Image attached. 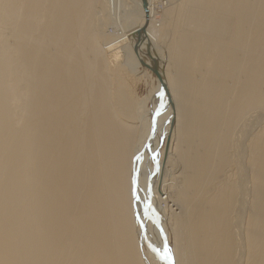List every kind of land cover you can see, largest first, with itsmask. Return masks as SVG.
I'll list each match as a JSON object with an SVG mask.
<instances>
[{"label":"bare ground","instance_id":"bare-ground-1","mask_svg":"<svg viewBox=\"0 0 264 264\" xmlns=\"http://www.w3.org/2000/svg\"><path fill=\"white\" fill-rule=\"evenodd\" d=\"M147 3L170 104L140 0H0V264H264V0Z\"/></svg>","mask_w":264,"mask_h":264},{"label":"water","instance_id":"water-1","mask_svg":"<svg viewBox=\"0 0 264 264\" xmlns=\"http://www.w3.org/2000/svg\"><path fill=\"white\" fill-rule=\"evenodd\" d=\"M140 2H141V8H142V11L145 15L146 21H145L143 26L136 28L129 33L128 41L131 43L132 48L135 51V53L137 54V56L141 52V47L143 46V44H145V53H146V55H148V58H149L150 62L152 63V65L145 64V62L141 59H140V62H141V64H143V66L147 65L148 69L157 78V80L159 81L160 87L162 89L163 99H165V101H168V103L170 104L171 103L170 97H169L166 85L164 83L163 71H162V68L159 64V59L157 58L153 49L151 48V45H150L149 40H148L147 32H146L147 17H148V3H147V0H140ZM162 105H163V107H161L159 109L157 107H155V109L153 110V118H152L151 128L149 131L147 141L145 142L141 153H139V158H137L136 163H135V170H134V174H133V178L135 181H136V178L138 177V174H139V165L141 162V161H139L140 156H141V154L144 153V151L146 150L147 146L150 144V142L153 138L154 132L156 130L157 118L164 109L163 102H162ZM157 113H159V114H157ZM147 189L150 190L149 182L147 183ZM147 205H148L147 218H149V221L152 222L155 226H157V223L152 221V217L150 215L151 208L149 206L150 205L149 198L147 201ZM159 232H160V235H162V231L159 230Z\"/></svg>","mask_w":264,"mask_h":264},{"label":"snow or ice","instance_id":"snow-or-ice-1","mask_svg":"<svg viewBox=\"0 0 264 264\" xmlns=\"http://www.w3.org/2000/svg\"><path fill=\"white\" fill-rule=\"evenodd\" d=\"M161 107H163V105H161ZM159 114V113H157ZM155 252H157V254L160 256V259L162 261L165 262V264H175L172 252L170 250V248L167 246V244L165 243L164 247H163V251L161 252L160 249H154Z\"/></svg>","mask_w":264,"mask_h":264},{"label":"rangeland","instance_id":"rangeland-1","mask_svg":"<svg viewBox=\"0 0 264 264\" xmlns=\"http://www.w3.org/2000/svg\"><path fill=\"white\" fill-rule=\"evenodd\" d=\"M165 2V1H164ZM161 13V12H160ZM107 26H109V25H107ZM107 28V29H106ZM105 28V30H106V32L107 31H111L112 29L111 28H109V27H106ZM109 28V29H108ZM111 29V30H110ZM131 81V80H130ZM129 81V84L131 83ZM131 85H133L132 86V89L134 88V93H135V95H137V96H139V97H142V96H144L145 94H146V87L144 86V85H137V86H134V84L132 83V84H130V86ZM169 205H171V203L169 202Z\"/></svg>","mask_w":264,"mask_h":264},{"label":"built area","instance_id":"built-area-1","mask_svg":"<svg viewBox=\"0 0 264 264\" xmlns=\"http://www.w3.org/2000/svg\"><path fill=\"white\" fill-rule=\"evenodd\" d=\"M162 8H163V4H162L161 1H159V2L156 4V6H155V12H156V13H159V12L162 10Z\"/></svg>","mask_w":264,"mask_h":264}]
</instances>
